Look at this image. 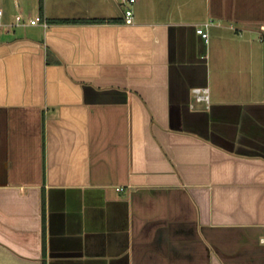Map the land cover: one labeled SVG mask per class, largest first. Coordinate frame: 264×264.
I'll list each match as a JSON object with an SVG mask.
<instances>
[{
	"label": "crops",
	"instance_id": "crops-1",
	"mask_svg": "<svg viewBox=\"0 0 264 264\" xmlns=\"http://www.w3.org/2000/svg\"><path fill=\"white\" fill-rule=\"evenodd\" d=\"M125 8L0 0V264H264V0Z\"/></svg>",
	"mask_w": 264,
	"mask_h": 264
},
{
	"label": "built area",
	"instance_id": "built-area-1",
	"mask_svg": "<svg viewBox=\"0 0 264 264\" xmlns=\"http://www.w3.org/2000/svg\"><path fill=\"white\" fill-rule=\"evenodd\" d=\"M139 0H125L126 8H125V22L127 24H132L134 22V9L133 5L137 3ZM3 12L0 11V17L2 16ZM43 23V25L47 26V21L43 20L41 16H36L35 18H31L28 20L29 24H38V23ZM26 21L21 15H17L14 25H21L25 24ZM212 25V21L204 22L202 24H199L196 27V32L199 34L204 40L208 41L209 40V27ZM261 31H263L262 37L264 38V27H261ZM193 94L195 96V99L197 101H205L209 102L210 101V91L208 87H194L193 88Z\"/></svg>",
	"mask_w": 264,
	"mask_h": 264
},
{
	"label": "trees",
	"instance_id": "trees-1",
	"mask_svg": "<svg viewBox=\"0 0 264 264\" xmlns=\"http://www.w3.org/2000/svg\"><path fill=\"white\" fill-rule=\"evenodd\" d=\"M53 23H102L105 19L102 18H58L52 19Z\"/></svg>",
	"mask_w": 264,
	"mask_h": 264
}]
</instances>
